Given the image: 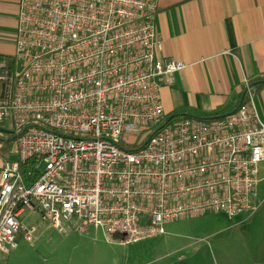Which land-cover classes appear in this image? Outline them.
Masks as SVG:
<instances>
[{
  "label": "built area",
  "instance_id": "obj_1",
  "mask_svg": "<svg viewBox=\"0 0 264 264\" xmlns=\"http://www.w3.org/2000/svg\"><path fill=\"white\" fill-rule=\"evenodd\" d=\"M158 8L19 1L16 54L0 58V121L19 156L0 178V256L19 235L34 241L24 214L129 243L170 222L256 211L264 122L251 97L221 119L165 115L161 86L186 65L163 55Z\"/></svg>",
  "mask_w": 264,
  "mask_h": 264
},
{
  "label": "crops",
  "instance_id": "obj_2",
  "mask_svg": "<svg viewBox=\"0 0 264 264\" xmlns=\"http://www.w3.org/2000/svg\"><path fill=\"white\" fill-rule=\"evenodd\" d=\"M19 1L0 0V58L16 54ZM157 2L163 55L186 65L161 86L165 115L225 117L251 97L264 122V0ZM18 157L13 126L0 121V178L5 163Z\"/></svg>",
  "mask_w": 264,
  "mask_h": 264
},
{
  "label": "rangeland",
  "instance_id": "obj_3",
  "mask_svg": "<svg viewBox=\"0 0 264 264\" xmlns=\"http://www.w3.org/2000/svg\"><path fill=\"white\" fill-rule=\"evenodd\" d=\"M259 170L254 213L184 219L137 242L109 241L94 228L61 234L39 215L24 214V223L37 229L35 239L19 235L18 248L1 255L0 264H264V162Z\"/></svg>",
  "mask_w": 264,
  "mask_h": 264
},
{
  "label": "trees",
  "instance_id": "obj_4",
  "mask_svg": "<svg viewBox=\"0 0 264 264\" xmlns=\"http://www.w3.org/2000/svg\"><path fill=\"white\" fill-rule=\"evenodd\" d=\"M264 81V80H263ZM263 85H264V83H262ZM186 117H188V116H186ZM188 118H190V117H188ZM203 120H207V121H211V120H213L212 118H202Z\"/></svg>",
  "mask_w": 264,
  "mask_h": 264
},
{
  "label": "water",
  "instance_id": "obj_5",
  "mask_svg": "<svg viewBox=\"0 0 264 264\" xmlns=\"http://www.w3.org/2000/svg\"><path fill=\"white\" fill-rule=\"evenodd\" d=\"M264 83V82H263ZM252 87V86H251ZM178 117H181V116H178ZM221 118H224V116H219V117H217V118H215V119H221Z\"/></svg>",
  "mask_w": 264,
  "mask_h": 264
}]
</instances>
